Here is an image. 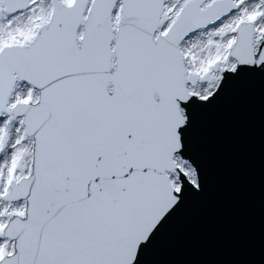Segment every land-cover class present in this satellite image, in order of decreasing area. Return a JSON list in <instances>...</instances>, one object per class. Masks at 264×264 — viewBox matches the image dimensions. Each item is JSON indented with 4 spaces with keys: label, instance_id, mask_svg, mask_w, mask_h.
Returning a JSON list of instances; mask_svg holds the SVG:
<instances>
[{
    "label": "snow or ice",
    "instance_id": "snow-or-ice-1",
    "mask_svg": "<svg viewBox=\"0 0 264 264\" xmlns=\"http://www.w3.org/2000/svg\"><path fill=\"white\" fill-rule=\"evenodd\" d=\"M225 141L264 264V0H0V264H191Z\"/></svg>",
    "mask_w": 264,
    "mask_h": 264
},
{
    "label": "water",
    "instance_id": "water-1",
    "mask_svg": "<svg viewBox=\"0 0 264 264\" xmlns=\"http://www.w3.org/2000/svg\"><path fill=\"white\" fill-rule=\"evenodd\" d=\"M221 163L223 181L213 202L198 219L166 244V258L191 264H209L238 258L245 252V242L237 233L244 230L247 218L234 193L226 141L222 143Z\"/></svg>",
    "mask_w": 264,
    "mask_h": 264
}]
</instances>
